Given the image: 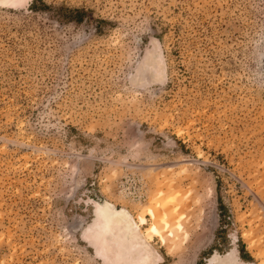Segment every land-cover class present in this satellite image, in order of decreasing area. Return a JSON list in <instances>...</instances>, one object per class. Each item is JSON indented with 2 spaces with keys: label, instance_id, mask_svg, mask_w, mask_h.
I'll use <instances>...</instances> for the list:
<instances>
[{
  "label": "rangeland",
  "instance_id": "rangeland-1",
  "mask_svg": "<svg viewBox=\"0 0 264 264\" xmlns=\"http://www.w3.org/2000/svg\"><path fill=\"white\" fill-rule=\"evenodd\" d=\"M171 183L189 239L141 264H264V0L0 7V264H104L96 203L136 218Z\"/></svg>",
  "mask_w": 264,
  "mask_h": 264
},
{
  "label": "bare ground",
  "instance_id": "bare-ground-1",
  "mask_svg": "<svg viewBox=\"0 0 264 264\" xmlns=\"http://www.w3.org/2000/svg\"><path fill=\"white\" fill-rule=\"evenodd\" d=\"M27 1L28 0H0V7L17 9ZM13 4H18L20 6L11 7L10 5ZM177 189L171 183V190L176 192L174 196L167 199L165 196L167 193L169 194V191L166 194L161 191L158 193L157 199L161 201L165 200V203L172 201L171 199H174L173 197L176 198ZM161 201L157 202L158 206L155 209L148 208L138 214L136 218L132 217L126 209L116 210L114 206L108 202L103 204L96 203L94 207V220L90 227L91 231L86 232L84 242L96 252L98 260L104 264H114L115 258L113 257L115 256V252L120 250L112 248V236L117 233L122 236V239H126L125 237L128 234V231L126 232V226H131L132 222H135L139 230V235L137 234L136 237L138 240L135 248L138 253L141 251L140 254H137L138 258L135 259L137 261L134 262V264L145 263L151 259L152 256L146 244L155 241L156 238H158L164 246H167L169 243L176 246L183 238L186 242L190 234L186 231V227L183 224V221L186 219L185 215L178 213L179 207L177 205H174L175 207L173 206L174 208L171 209L172 206L168 208L167 205L163 203L164 201H162V203ZM148 217H150L152 221L150 224L148 222ZM152 229H155V231H152ZM236 244L237 242L232 243L233 248L224 256L218 254L212 255L208 260V264H229L232 259H241L239 251L235 248ZM243 264L248 263L243 261Z\"/></svg>",
  "mask_w": 264,
  "mask_h": 264
},
{
  "label": "trees",
  "instance_id": "trees-1",
  "mask_svg": "<svg viewBox=\"0 0 264 264\" xmlns=\"http://www.w3.org/2000/svg\"><path fill=\"white\" fill-rule=\"evenodd\" d=\"M239 256L240 258L244 261V262H248V260H251L250 255L245 251L243 245H241V243L239 244Z\"/></svg>",
  "mask_w": 264,
  "mask_h": 264
},
{
  "label": "snow or ice",
  "instance_id": "snow-or-ice-1",
  "mask_svg": "<svg viewBox=\"0 0 264 264\" xmlns=\"http://www.w3.org/2000/svg\"><path fill=\"white\" fill-rule=\"evenodd\" d=\"M11 7H17V6H20L18 4H13V5H10ZM143 222V221H141ZM89 231H91V229H89ZM152 231H155V229H152ZM229 264H243V261L241 259H232Z\"/></svg>",
  "mask_w": 264,
  "mask_h": 264
}]
</instances>
